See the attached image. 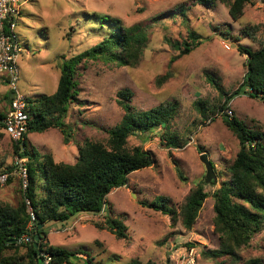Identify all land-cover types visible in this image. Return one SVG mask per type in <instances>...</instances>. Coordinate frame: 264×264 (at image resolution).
Listing matches in <instances>:
<instances>
[{
    "label": "rangeland",
    "instance_id": "obj_1",
    "mask_svg": "<svg viewBox=\"0 0 264 264\" xmlns=\"http://www.w3.org/2000/svg\"><path fill=\"white\" fill-rule=\"evenodd\" d=\"M95 13L117 18L126 27L144 26L148 41L143 58L134 67L98 58L80 64L75 74V97L63 118L70 144L63 143L59 128L28 132L27 149L38 153L37 162L41 164L43 156L52 153L55 161L72 164L78 155L77 144L86 140L105 143V130L118 123L124 113L116 102L120 89L132 91L130 103L135 110L168 102H176L177 109L167 129L146 133L144 142L140 135L133 136L135 142L153 152L154 165L130 173L127 184L106 197L115 217L127 226L128 238L117 239L107 229L95 227L94 222L104 221V209L98 214L80 212L64 222H47L46 240L53 246L80 250L73 259L76 264H119L134 257L158 264H189L190 252L194 264H217L202 254L203 250L217 248L220 241L214 229L212 193L229 179L228 167L239 149L238 139L224 124L223 115L235 116L247 128L264 133V102L250 97L244 88L231 98L225 110L213 108L222 104L225 96L211 78L227 95L241 84L246 55L238 45L256 50L264 44V3L251 0L243 16L235 21L221 2L206 6L193 0H28L21 7L16 27L22 49L16 85L26 99L54 93L60 77L58 66L101 39L105 27L100 26L108 22L95 17ZM190 31L201 36V44L177 56ZM166 72L169 78L158 85L157 77ZM7 95L8 87L0 77L3 114ZM198 101L211 110L201 112ZM163 134L175 137L179 147H168L161 138ZM13 143L0 126V170L14 166L12 171L2 172L8 179L0 185V201L15 205L22 191L16 164L19 157ZM202 153L207 154L215 174L208 183L200 160ZM197 184L203 185L209 195L191 229L140 204L164 196L169 205L178 208ZM237 251L244 261L258 258L264 264V227Z\"/></svg>",
    "mask_w": 264,
    "mask_h": 264
},
{
    "label": "trees",
    "instance_id": "obj_2",
    "mask_svg": "<svg viewBox=\"0 0 264 264\" xmlns=\"http://www.w3.org/2000/svg\"><path fill=\"white\" fill-rule=\"evenodd\" d=\"M250 1L193 0L194 3L206 6H211L215 2L224 3L228 14L235 21L243 16L244 8ZM261 1L264 3V0ZM94 15L109 23L101 24L100 28L105 27L101 39L92 47L65 59L58 66L60 77L54 93L41 95L35 100L27 99L26 112L29 116L27 131L23 134V139L14 142L13 146L20 158L29 156L26 159L28 188L26 192L21 190V197L15 205L0 201V264H39L35 254H38L44 263L46 257L42 256V253L50 257L47 264H76L73 259L81 251H71L49 244L44 225L50 221L64 222L80 212L98 214L106 209L104 221L94 222L95 227L107 229L117 239H127V226L115 217L106 197L114 189L126 185L130 173L154 165L153 152L145 149L142 143L135 142L133 136L140 135L144 142L146 133L156 128L167 129L169 120L177 109L176 102H168L166 105L159 104L148 110H135L130 103L132 91L127 88L120 89L116 92V102L124 113L118 123L105 130L107 133L105 143L86 140L77 144L78 155L72 164L55 161L52 153H46L41 164L37 162L38 153L27 149L28 132H44L51 127L59 128L63 134V143L71 141L64 129L63 118L75 97L77 87L75 74L80 64L98 58L120 66L134 67L143 58L148 41L144 26L134 24L126 27L117 18L104 14ZM200 44L201 36L190 31L181 43L177 56L189 53ZM238 49L246 55V71L238 88L227 95L211 78L218 92L225 96L222 104L213 107L221 111L225 110L231 98L244 88L250 97L264 102V44L256 50L243 45H238ZM177 56L173 57L170 63ZM168 78L169 72H166L157 77L156 82L161 85ZM6 99L8 100L6 113L0 111L2 128L1 121L9 111L8 95ZM197 105L203 113L209 109L205 102L198 101ZM223 122L238 139L239 149L228 167L229 179L223 181L212 193L213 223L219 235V246L203 250L202 254L204 258L215 260L217 264H262L258 258L244 261L237 249L248 245L253 236L264 227V133L247 128L242 121L235 116L229 117L227 113L223 115ZM161 138L168 147H179V141L175 137L163 134ZM13 167L7 166L0 170V173L10 172ZM178 174L183 179L180 171ZM208 195L203 185L197 184L188 192L178 208L169 205L168 198L164 196L150 201L142 200L140 204L169 215L172 221L179 220L183 227L191 229ZM25 196L30 199L36 216L31 231L27 230L29 216L23 200ZM39 224H42L41 228L38 227ZM27 231L30 233L28 244L11 242ZM36 235H39L37 248L34 246ZM221 257L225 258L218 260ZM87 258L89 260V254ZM119 264L158 263L154 260L143 262L134 257Z\"/></svg>",
    "mask_w": 264,
    "mask_h": 264
},
{
    "label": "built area",
    "instance_id": "obj_3",
    "mask_svg": "<svg viewBox=\"0 0 264 264\" xmlns=\"http://www.w3.org/2000/svg\"><path fill=\"white\" fill-rule=\"evenodd\" d=\"M27 2L28 0H0V77L5 81L9 90V96H11L9 111L1 122L3 124V130L14 142L23 139V134L27 131V123L29 120V116L26 112L27 99L18 91L16 85L19 78L17 60L22 52L18 34L16 33V27L21 15V7ZM228 113L232 114V111L228 110ZM26 161L25 158L20 157L16 161L21 190L23 192H26L28 188ZM7 179L8 174L1 173L0 185L5 184ZM23 200L26 213L29 216L27 230L31 231L36 221V216L32 209L30 199L25 196ZM28 231L17 239H14V242L17 244H28L30 242V233ZM41 255L46 257L43 264H47L50 257L48 254L45 255L42 253ZM188 256V263L194 264L192 252H190Z\"/></svg>",
    "mask_w": 264,
    "mask_h": 264
},
{
    "label": "water",
    "instance_id": "obj_4",
    "mask_svg": "<svg viewBox=\"0 0 264 264\" xmlns=\"http://www.w3.org/2000/svg\"><path fill=\"white\" fill-rule=\"evenodd\" d=\"M178 48H179V46L177 45L176 49H178ZM9 98H11V96H9ZM200 160L202 161V163L204 164L205 169H206L205 182L206 183L211 182L212 180L215 179V174H214V171H213V165L210 162V160L208 159V156H207L206 153H202L200 155ZM38 227L41 228L42 224H39ZM38 239H39V235H36L34 237V246H35V248H37V246H38ZM13 241L14 240H11V242H13ZM34 256L38 257L39 264H43V260L38 254H35Z\"/></svg>",
    "mask_w": 264,
    "mask_h": 264
},
{
    "label": "crops",
    "instance_id": "obj_5",
    "mask_svg": "<svg viewBox=\"0 0 264 264\" xmlns=\"http://www.w3.org/2000/svg\"><path fill=\"white\" fill-rule=\"evenodd\" d=\"M68 144H70V141H69V143H67L66 145H68ZM79 214V213H78ZM80 215V214H79Z\"/></svg>",
    "mask_w": 264,
    "mask_h": 264
}]
</instances>
